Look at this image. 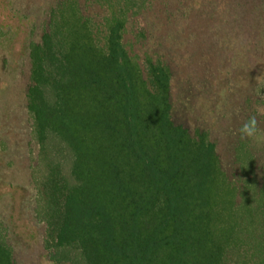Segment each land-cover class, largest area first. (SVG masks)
<instances>
[{
	"label": "trees",
	"instance_id": "trees-1",
	"mask_svg": "<svg viewBox=\"0 0 264 264\" xmlns=\"http://www.w3.org/2000/svg\"><path fill=\"white\" fill-rule=\"evenodd\" d=\"M150 4L59 0L29 46L31 180L47 258L264 264V166L243 140L225 166L207 130L176 119L170 63L133 50ZM0 264H16L1 232Z\"/></svg>",
	"mask_w": 264,
	"mask_h": 264
},
{
	"label": "rangeland",
	"instance_id": "rangeland-1",
	"mask_svg": "<svg viewBox=\"0 0 264 264\" xmlns=\"http://www.w3.org/2000/svg\"><path fill=\"white\" fill-rule=\"evenodd\" d=\"M58 1L0 0V232L16 264H53L35 215L26 91L29 46ZM138 20L145 35L134 53L170 63L176 119L207 130L230 167L239 128L254 116L258 137L243 141L264 166V0H152Z\"/></svg>",
	"mask_w": 264,
	"mask_h": 264
},
{
	"label": "clouds",
	"instance_id": "clouds-1",
	"mask_svg": "<svg viewBox=\"0 0 264 264\" xmlns=\"http://www.w3.org/2000/svg\"><path fill=\"white\" fill-rule=\"evenodd\" d=\"M239 135L241 140H252L258 137V122L254 116L241 125Z\"/></svg>",
	"mask_w": 264,
	"mask_h": 264
}]
</instances>
